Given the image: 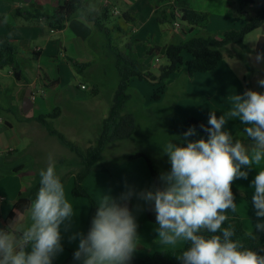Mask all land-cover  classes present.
<instances>
[{
    "label": "clouds",
    "instance_id": "9594fccd",
    "mask_svg": "<svg viewBox=\"0 0 264 264\" xmlns=\"http://www.w3.org/2000/svg\"><path fill=\"white\" fill-rule=\"evenodd\" d=\"M264 54L257 56V60ZM264 87V79L258 80ZM238 119L244 136L227 130L229 120ZM200 129L207 139L190 127L180 143L168 140L162 146L171 165L158 177V186L136 192L132 188L119 197L104 194L87 234L76 231L69 242L78 240L73 259L81 264H130L139 239L137 222L129 208L135 196L151 205L158 225V241L175 253L181 264H264V255L246 245L264 232V93L246 90L230 97L226 115L209 113L208 126ZM257 169L251 197L257 221L243 234L229 223L228 213L237 212L232 190L238 179H247ZM39 189L24 211L0 226V264H54L64 251L63 233L70 232L78 212L65 195V185L54 159L39 171ZM127 187V186H126Z\"/></svg>",
    "mask_w": 264,
    "mask_h": 264
},
{
    "label": "crops",
    "instance_id": "0c3cea01",
    "mask_svg": "<svg viewBox=\"0 0 264 264\" xmlns=\"http://www.w3.org/2000/svg\"><path fill=\"white\" fill-rule=\"evenodd\" d=\"M63 1L65 0H0V37L7 35L9 29L20 36V40L14 41L13 44L18 50L17 62L21 70V80H17L14 76L13 67L0 69V106L7 110L0 116V226L6 225L15 215L21 214L14 207L18 195L25 193L31 187L39 171L46 168L43 158L45 150L41 147L44 142H51V140H48L51 136L43 126L40 124L38 126V123L33 119L41 115L51 114L55 109H59L58 116L51 120V124H56V130L65 135L71 142L74 143L78 138H82L87 147H90L98 139L103 121L108 116L103 115L98 110L96 102L89 101L90 107H88L86 106L87 100L84 97L71 93L70 90L64 87L66 67L61 60L66 58L68 54L65 44L69 39L66 34L70 32L72 40H77L75 42L76 46L82 54L78 58L76 57V63L91 65L93 60L86 52L85 39L95 30L92 23L87 22L79 15L70 19L63 30L51 29L44 16L52 15ZM260 3L258 4V10ZM125 4L128 9L124 14L130 15V12L143 9L145 13H149V17H155L151 0H125ZM250 6L254 7L255 3ZM194 10L209 15L207 28L195 29L194 34H203L204 32L207 34L205 36L221 38L225 32L230 30L227 29L229 27H226L225 17H219L202 9ZM18 11L33 15L35 18L26 21L24 18L17 16ZM99 13L93 12V14ZM241 13H245L244 9H241ZM217 21L219 22L215 23ZM236 21H238L237 25L233 24L231 30L239 29L246 20L236 18ZM134 31L137 34L136 38L138 39H136V42L138 44L146 36L145 34L148 35L150 32L143 23L134 28ZM216 31H220L222 35L220 37L213 35V32ZM60 34L64 35V43H59L58 35ZM154 41L157 43L156 37H154ZM131 46L132 50H135L132 44ZM156 46L157 44L152 45L149 42L138 46L137 51L142 54V57H150L147 55V51L149 48ZM233 47L235 45L226 47L222 62L212 73L196 74L189 78L185 69L182 68L171 77L167 83L165 93L158 102H153L151 97H146L139 91L131 92V85L132 88L133 86L136 87L135 83L132 84L136 79L130 83L129 94L135 102L141 103L143 101L145 103L144 108L146 106H151V109L164 105L168 106L174 115L179 116L181 124L187 119L197 118L208 125L211 111H215L217 117L227 114L232 95L242 94L248 89L264 93V87L260 90L256 85L255 74L252 73L247 78L243 72L236 73L234 59L226 54L228 50L234 49ZM142 62V70L147 71L144 59ZM69 65L73 66L72 62ZM45 82L49 85L57 82L58 86L53 87V91L48 94L44 87L49 85H46ZM92 91L96 94L94 97L99 95L97 89ZM38 92L39 94H37ZM27 95L31 97L33 107L28 114H24L22 106ZM113 97L110 96V105H112ZM93 112L98 113L95 118L96 127L95 130L93 129V132L98 136L91 137L85 132L86 128L83 125L85 120L82 119V115L89 114L91 116ZM65 124H68V126ZM244 127L238 119L229 120L226 125L227 130L231 131L234 137L244 136L242 133ZM39 135L43 139H39ZM110 164L109 173H104L106 179L103 183L98 182L97 184L106 194L119 197L127 188L140 192L153 187L151 185L152 176H150L148 166L143 160ZM262 166H264V162H262ZM257 171L253 168L246 180L238 179L234 182L240 192V196L236 199L237 211L245 231H248L252 224L257 221L255 209L251 202L254 192L251 183ZM96 175L93 171L84 181V187L88 192H90L91 179ZM73 176L74 174L68 176L65 195L78 212V216L74 219L71 231L63 233L64 251L54 260V264H62L67 259L68 251L78 248L79 241L69 242V235L76 231L85 234L88 227L90 205L87 200L84 201L85 199L72 196ZM91 194L93 195V193ZM140 205L139 214H135L136 208L132 205V213L136 218L137 233L140 237L137 250L133 255L134 258H146L157 252L166 251L158 241V233L156 232L158 225L151 223L146 216L147 208L151 205L146 204L143 200H140ZM11 214H14L12 219L10 218ZM177 249H179V246H177Z\"/></svg>",
    "mask_w": 264,
    "mask_h": 264
},
{
    "label": "rangeland",
    "instance_id": "374dc122",
    "mask_svg": "<svg viewBox=\"0 0 264 264\" xmlns=\"http://www.w3.org/2000/svg\"><path fill=\"white\" fill-rule=\"evenodd\" d=\"M104 1L105 0H87L85 2V12L89 11L88 13H93L96 11L99 13L103 5L104 7H108L109 19L106 20L104 24L109 32L112 30L109 35L112 49H117L118 51L131 56L132 53L129 50L127 51V45L131 43L135 47V50H132L133 55H135L137 60H139L141 63H143L142 60L144 59L147 72L151 73L155 77L160 75L161 67L168 65L166 57L159 53L148 55L150 57H142V54L137 51L138 46L147 44L149 42H151L152 45L157 44V46H168L179 40H188L194 35H207L204 32L203 34L189 33V31H187V25L177 17H175L174 20L161 24L158 22L160 15L155 14V17L151 18L148 15L149 13H145L143 9L130 12V15L134 18V22L127 23L122 19L123 14L128 9L127 5L125 4V0H107L109 2L107 6L105 5ZM151 1L153 2L154 11L157 7H159L161 10H166L167 12L174 11V14L175 12H178L177 10H179L177 9V3L174 0ZM261 1L262 0H255V6L252 7L250 5H241L240 0H189L193 9H202L216 14L219 17H225L224 20L227 22L226 27H229L227 29L230 30L233 27V24L237 25L238 21H236V18H242L244 21H247L248 19L254 17L258 10V4ZM241 9H244V14L241 13ZM219 21L215 23H218ZM175 22L179 23L180 26L183 27L182 29L186 30L187 34H184L181 32V30L175 29ZM142 23L150 32L148 35L145 34L146 36H144L142 41H140L138 44L136 42V39L138 38H136L137 34L135 33L134 28L139 27ZM67 35L69 41L65 45L68 49V54L66 58H62L61 60L66 67V74L64 75V87L70 90L71 93L73 92L80 97H84L87 100L86 106L88 107H90L88 104L89 101H93V103L96 102L98 104V110L102 112L103 115H108L111 108L110 96H114L117 90L119 78L115 69V62L111 51H109L106 46L108 42L105 34L96 33L94 31L85 39L86 52L92 58L93 62L91 65H88L81 70H77L73 66L69 65L71 61L76 62V57L78 58L79 55L82 54L79 48L76 46L75 42H77V40H72V35L70 32H68L66 36ZM213 35L220 37L222 34L220 31H216L213 32ZM263 36L264 27L259 28L249 34L244 41L243 47L235 45V47H233L234 49H230L226 52L227 55H230L232 59H234V69L236 70V73L239 74L243 72L247 78H249L252 73L255 74L257 80L256 85L260 90H262L263 87L258 85V80L264 79V58L258 61L257 56L264 54V47L260 53L257 52V48L260 39ZM154 37H156L157 43H155ZM58 38L59 43H64L63 34L58 35ZM134 83L136 87L133 86L132 88L131 85L132 93L139 91L146 97L148 96L150 98L152 96L154 87L151 82L135 80L132 84ZM46 85L49 84L46 83ZM83 85L88 89L83 90L81 88ZM44 88L48 94L53 91L52 88ZM93 89H97L99 91V95L97 97H94L96 94L92 91ZM38 91L40 90L38 89ZM37 94H39V92ZM144 106L145 103L143 101H141V103H137L134 101V99H132V101L127 104L125 112L133 113L136 111L133 113L136 116L135 132L130 139L116 141L107 145L104 152V159L101 162V167L100 169L94 170L95 174L97 175L91 179L92 182L90 184V192L93 193L94 196L88 192L94 199L95 203L99 200L103 193L106 194L105 191L97 184L98 182L103 183L106 179V175H104V173H109L108 168L111 166L110 163H123L135 160H143L146 162V160L143 158L130 160L128 159L130 156L129 154H146L152 160L159 175L162 172L170 171L171 165L168 161L167 155L163 153L162 146L168 140H172L173 143H180L178 137H182L183 135V124L180 123L181 121L179 116L174 115L173 111L168 106L164 105L161 107H154L153 109H151V106H146V108H144ZM97 114L98 113L93 112L91 116L89 114L82 115V119L85 120L83 122V125H85L86 128L85 132L91 137L95 135L98 136L93 132V129L95 130L96 127L95 118ZM65 125L68 126V124ZM51 126L54 129L57 128L56 124H51ZM38 138L43 139V137H40V135ZM189 139L198 140L200 139V135L197 133V135L189 137ZM48 140H51V142H44L43 146L41 147L43 150H45V156L43 157L45 166H47L48 157L51 155L54 159L57 173L61 175V177H65L67 182V179L69 178L68 176L70 174H75L78 171L77 163L79 158L76 154L70 152L68 148L64 147L57 138L50 137ZM83 140L84 139L82 138H78V140L72 143L78 147L79 150L85 151L89 147H87V144H85ZM68 141L70 140L68 139ZM96 141L97 139L95 140L94 144ZM61 159H65L66 163L61 164ZM151 185L154 186L152 180ZM84 201H86V199ZM87 202L90 205L88 200ZM129 204L131 207L132 205L135 206V214L140 213L141 205L139 199L134 196Z\"/></svg>",
    "mask_w": 264,
    "mask_h": 264
},
{
    "label": "trees",
    "instance_id": "16d2710c",
    "mask_svg": "<svg viewBox=\"0 0 264 264\" xmlns=\"http://www.w3.org/2000/svg\"><path fill=\"white\" fill-rule=\"evenodd\" d=\"M177 3V11L181 12V20L187 25L189 33H193L195 29H206L209 24V15L206 13L198 12L194 10L189 0H174ZM241 5H252L255 0H240ZM85 0H65L58 5L52 15H43L48 21L49 26L53 30H63L66 23L76 15H80L87 22L93 24L96 33H104L108 44L107 49L111 51L115 62V69L118 74L119 82L117 90L113 97V102L107 118L103 121L100 135L94 145H91L85 151L79 150L71 141L58 132L51 126V120L58 116L59 109H55L51 114L41 115L34 118L33 121L43 126L51 137H55L58 141L70 152L77 155L79 161L77 163L78 171L74 174V186L72 189V196L74 198L86 199L90 202L91 208L88 219V227L85 235L91 227L92 218L97 210V205L91 195L84 187V181L95 170L100 169L101 162L104 159V152L108 144H111L120 140L130 139L136 127V116L133 113L125 112L127 104L131 101L132 97L129 94L130 83L133 80L149 81L153 85V93L151 100L158 102L161 100L167 83L171 77L178 73L182 68L185 69L189 78L196 74H207L214 72L224 57V51L229 45L244 46L246 37L259 28L264 27V0L259 5L257 14L248 19L241 25L239 29H232L223 34L221 38H215L213 36H199L194 35L188 40H179L165 47H151L147 51V55L154 53L163 54L168 65L160 68V75L158 77L153 76L151 73L142 70V64L132 52L131 43L127 45V51L132 54L128 56L126 53H122L117 49H112L110 45V33L106 28L104 22L109 19L108 7H103L99 14H93L85 12ZM176 11V9H175ZM79 13V14H78ZM156 15H160L158 18L159 23H165L175 19L174 11L167 12L161 10L159 7L155 10ZM17 16L24 18L26 21L35 18L30 14H23L21 11L17 12ZM122 19L127 22H134V18L128 14H124ZM183 33L186 30L183 29ZM20 40V36L15 34L11 29L5 36L0 37V69L5 67H13L14 76L17 80H21V70L17 62L18 50L14 46L13 42ZM72 62L75 69L81 70L88 66V64H78ZM58 83H51L48 88L57 87ZM94 92V91H93ZM7 110L0 106V116H2ZM208 126L197 118L187 119L183 123L184 132L190 127H195L200 138L207 139V134L200 129V125ZM183 132V133H184ZM236 138L243 139L245 143H251L245 136H236ZM143 158L146 160L150 173L152 175L154 183L158 186V171L155 169L152 160L143 153L132 154L128 157L130 160ZM61 164H65L66 160L61 159ZM62 182L66 183V178L61 177ZM39 174L36 175L31 187L25 192L20 193L15 201L14 207L18 213H22L26 206L33 200L39 189ZM232 190L237 199L240 196L239 189L232 185ZM132 210L131 205H128ZM150 206L146 211L147 219L154 224L155 212L151 210ZM229 220L225 222V226L229 223L233 224L236 228L237 235L243 237L246 232L243 228L242 221L238 214L228 213ZM14 214L10 215L12 219ZM246 245L254 248L261 255H264V232H260L257 235L256 240H246ZM76 250H69L67 259L62 264H81L80 261L73 259V253ZM180 254V249H177L175 253L160 251L153 256L146 258H132L130 264H181V261L177 259V255Z\"/></svg>",
    "mask_w": 264,
    "mask_h": 264
},
{
    "label": "water",
    "instance_id": "95a60500",
    "mask_svg": "<svg viewBox=\"0 0 264 264\" xmlns=\"http://www.w3.org/2000/svg\"><path fill=\"white\" fill-rule=\"evenodd\" d=\"M264 47V36L261 37L260 42L258 44V48H257V52L260 53L262 51ZM33 104L31 102V97L29 95H27L24 98V102H23V106H22V112L24 114H28L30 112V110L32 109Z\"/></svg>",
    "mask_w": 264,
    "mask_h": 264
},
{
    "label": "built area",
    "instance_id": "2783aa9c",
    "mask_svg": "<svg viewBox=\"0 0 264 264\" xmlns=\"http://www.w3.org/2000/svg\"><path fill=\"white\" fill-rule=\"evenodd\" d=\"M104 2H105V5H106V6L109 4V2H108L107 0H105ZM116 15H117V12H116ZM175 17L181 19V18H182V14H181V12H179V11H178V12H175ZM174 27H175V29H177V30H181V32H183V29H182L183 27H181L179 23L175 22V23H174ZM81 88H82L83 90H86V89H87V87L84 86V85H83Z\"/></svg>",
    "mask_w": 264,
    "mask_h": 264
}]
</instances>
